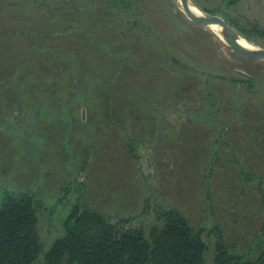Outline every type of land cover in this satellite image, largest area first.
I'll return each mask as SVG.
<instances>
[{"label":"rangeland","instance_id":"obj_1","mask_svg":"<svg viewBox=\"0 0 264 264\" xmlns=\"http://www.w3.org/2000/svg\"><path fill=\"white\" fill-rule=\"evenodd\" d=\"M230 1L195 3L264 51V0ZM45 2L64 9L55 20L69 32L51 46L83 53V102H68L60 74L49 79L47 106L38 77L30 97L21 74L0 79V188L55 206L53 218L41 217L42 243L59 236L67 194L110 217L146 202L178 207L207 232L220 226L238 250L262 241L264 63L191 22L184 0H134L129 11L112 0ZM249 77L252 96L242 82ZM241 168L257 180L246 183ZM205 242L212 250L214 239Z\"/></svg>","mask_w":264,"mask_h":264},{"label":"trees","instance_id":"obj_2","mask_svg":"<svg viewBox=\"0 0 264 264\" xmlns=\"http://www.w3.org/2000/svg\"><path fill=\"white\" fill-rule=\"evenodd\" d=\"M133 2L108 3L129 11ZM236 2L231 0L228 5ZM63 11L54 2L45 0H0V79L21 74V79L24 77L27 82L23 80L19 88H25L26 92L22 93L30 97V84L37 85L34 76L38 77L46 106L50 101L49 79L56 74L68 80L69 87L64 84L70 92L68 102L72 105L83 102L80 77L83 53L76 54L66 45L51 46L52 37L69 34L55 20L56 14ZM77 38L80 39V34ZM186 44L181 46L187 48ZM95 55L94 58L99 57ZM187 80L184 77L182 82ZM242 82L252 96L255 81L249 77ZM191 84L195 89L200 86ZM242 173L246 183L257 180L250 172L242 170ZM260 179L257 192L263 240L245 250L230 245L220 226L207 232L200 225H193L178 207L146 202L138 212L110 217L91 209L81 199L72 201L68 194L62 198L63 205L69 199V206L61 219L60 234L46 247L40 238L39 224L43 215L50 219L58 213L55 206L47 205L30 190L0 188V264H207L209 252L212 253L210 264H264V186ZM205 235L214 239L212 250L205 242Z\"/></svg>","mask_w":264,"mask_h":264},{"label":"water","instance_id":"obj_3","mask_svg":"<svg viewBox=\"0 0 264 264\" xmlns=\"http://www.w3.org/2000/svg\"><path fill=\"white\" fill-rule=\"evenodd\" d=\"M194 0H184V11L188 19L198 27L212 34L217 31L223 33L230 42V47L236 51L240 57L245 56L257 62L264 63V51L252 48L249 43L237 32L226 25L206 19L202 11H198Z\"/></svg>","mask_w":264,"mask_h":264},{"label":"crops","instance_id":"obj_4","mask_svg":"<svg viewBox=\"0 0 264 264\" xmlns=\"http://www.w3.org/2000/svg\"><path fill=\"white\" fill-rule=\"evenodd\" d=\"M183 36V34L181 33V37ZM181 51H182V49H181Z\"/></svg>","mask_w":264,"mask_h":264},{"label":"bare ground","instance_id":"obj_5","mask_svg":"<svg viewBox=\"0 0 264 264\" xmlns=\"http://www.w3.org/2000/svg\"><path fill=\"white\" fill-rule=\"evenodd\" d=\"M196 12H198L197 10H195Z\"/></svg>","mask_w":264,"mask_h":264},{"label":"flooded vegetation","instance_id":"obj_6","mask_svg":"<svg viewBox=\"0 0 264 264\" xmlns=\"http://www.w3.org/2000/svg\"><path fill=\"white\" fill-rule=\"evenodd\" d=\"M171 116V115H170Z\"/></svg>","mask_w":264,"mask_h":264}]
</instances>
